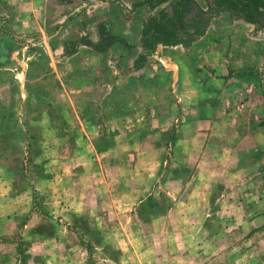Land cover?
<instances>
[{
	"label": "rangeland",
	"instance_id": "obj_1",
	"mask_svg": "<svg viewBox=\"0 0 264 264\" xmlns=\"http://www.w3.org/2000/svg\"><path fill=\"white\" fill-rule=\"evenodd\" d=\"M24 2L0 0V17ZM214 35L161 46L138 72L90 56L84 138L38 133L37 109L14 99L25 124L0 125V264H264V33Z\"/></svg>",
	"mask_w": 264,
	"mask_h": 264
},
{
	"label": "crops",
	"instance_id": "obj_2",
	"mask_svg": "<svg viewBox=\"0 0 264 264\" xmlns=\"http://www.w3.org/2000/svg\"><path fill=\"white\" fill-rule=\"evenodd\" d=\"M28 1V6H23L24 8H21L22 4H19L21 7L18 11L6 7L8 17H0V125L25 124L21 117L25 115V111H19L17 104L13 102L14 99H18L17 101H22L23 108L37 109L35 124L40 125L38 133L47 132L49 133L47 134L48 138L57 140L61 139L57 133L67 136L70 132L74 135L72 138L68 137L69 140L84 138L85 135L93 132L92 129H87V126L95 121H90L77 109L91 105L83 103L81 100H85L84 95L87 93L99 89L98 85L84 84L79 78L80 75L85 76L87 73L84 62L89 61L90 56L95 58L109 56L111 62L129 59L130 66L134 68L135 60L140 52L134 46L139 43L144 19L152 12L147 6H138V8L132 9V6L135 7L143 0ZM200 4L206 10L209 9L207 1L206 6L202 2ZM129 10H131V15L128 16L126 11ZM20 12H23V16L18 23ZM219 13L212 14L207 32L193 43V48L203 46L207 40L223 42V39L220 40V36L218 38L214 35V31L228 29L234 24L237 26L251 25L256 29L255 24L231 16L227 10ZM9 16L12 18L7 22L5 19H9ZM104 23L109 25L108 31L119 37L120 40L114 41L106 51H97L92 46L81 42L83 38H87L95 44L98 43L102 38L100 28ZM261 33H264V27H261ZM247 36L246 33L241 35L244 39L249 37ZM223 38L228 42V37ZM125 43L130 47H127ZM29 59L34 60L31 67H28ZM80 64L82 65L81 74L77 70ZM95 68L96 73L93 75L100 74L101 70L97 68V65ZM121 70L119 68V74ZM130 71L138 72L139 70L134 68ZM113 73L117 74L116 70ZM58 79L61 84H58ZM231 88L234 89L229 87V90ZM247 90L248 88L243 92H248ZM75 92H77L76 95H74ZM59 93L64 95V102L58 100ZM18 106L20 108V103ZM58 107L68 108L71 112L65 116L58 115ZM58 124H63L60 131ZM25 132V128L20 129L19 127L17 131L13 132L16 136L8 133L9 136L2 135L1 138L10 140L12 135V140L19 138L25 140L26 137L19 136ZM37 132L36 134H38ZM8 144L10 147L6 151L13 149V144L6 143L5 145ZM48 150H53V147L49 146ZM41 169L46 171L43 167ZM52 173L39 177H49L51 182L56 181L54 186L62 187L63 184L59 183L62 176H65L62 170L55 171L53 169ZM5 184L9 185L10 181L1 177L0 187L4 188Z\"/></svg>",
	"mask_w": 264,
	"mask_h": 264
},
{
	"label": "trees",
	"instance_id": "obj_3",
	"mask_svg": "<svg viewBox=\"0 0 264 264\" xmlns=\"http://www.w3.org/2000/svg\"><path fill=\"white\" fill-rule=\"evenodd\" d=\"M206 1L208 10L203 8L198 0H143L138 3L136 7L147 6L152 13L143 21L139 40L141 51L135 60L134 68H144L161 46L190 47L207 32L212 14L224 10L229 11L233 17L255 24L256 28L264 27V0ZM100 29L102 38L98 43L95 44L87 38H83L81 42L97 51H106L114 41L120 40L108 31V24H102Z\"/></svg>",
	"mask_w": 264,
	"mask_h": 264
}]
</instances>
